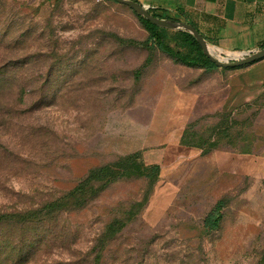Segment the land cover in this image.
Returning a JSON list of instances; mask_svg holds the SVG:
<instances>
[{
    "label": "rangeland",
    "instance_id": "374dc122",
    "mask_svg": "<svg viewBox=\"0 0 264 264\" xmlns=\"http://www.w3.org/2000/svg\"><path fill=\"white\" fill-rule=\"evenodd\" d=\"M180 31L164 29L166 42L193 56ZM226 70L162 52L116 0H0V264H257L264 178L232 173L230 156L264 150V99L232 115L214 84ZM175 133L201 154L172 173L148 155ZM133 153L158 169L44 215ZM116 219L125 227L101 248Z\"/></svg>",
    "mask_w": 264,
    "mask_h": 264
},
{
    "label": "crops",
    "instance_id": "0c3cea01",
    "mask_svg": "<svg viewBox=\"0 0 264 264\" xmlns=\"http://www.w3.org/2000/svg\"><path fill=\"white\" fill-rule=\"evenodd\" d=\"M133 1L159 16L192 25L207 43L214 45L210 46L213 51L242 55L257 51L264 45V0ZM215 82L223 86L226 92L224 105L227 103L233 115L238 107L264 99V59L248 66L227 69L224 77H218ZM260 114L264 115V106ZM176 136L177 133L172 134V138L164 143V150H151L148 161L172 173L181 164L195 161L201 150L180 145V138ZM230 157L232 173L264 178V150Z\"/></svg>",
    "mask_w": 264,
    "mask_h": 264
},
{
    "label": "trees",
    "instance_id": "16d2710c",
    "mask_svg": "<svg viewBox=\"0 0 264 264\" xmlns=\"http://www.w3.org/2000/svg\"><path fill=\"white\" fill-rule=\"evenodd\" d=\"M148 12L152 16L157 17L159 19H169L155 14L150 9H148ZM138 17L141 19L145 29L148 31L150 38L155 42L158 49H160L162 52L177 59H180L181 62L189 65H205L209 67H216L203 54L197 41L191 34L184 31L179 32V34L184 38L185 43L191 48L190 53H192L193 56H187L184 55V53L178 51L177 49H174L166 42L164 29L152 25L143 17ZM261 48H264V45H262ZM157 169V165L151 167H142L139 163L138 153H133L124 158H120L113 165H105L99 168L92 169L88 172L86 178L83 180L81 184V189H72L70 192L63 195L62 197L44 205L42 207V209L46 210V213L44 215H52L53 213L59 211L61 207H65L67 205L73 204V206L82 207L83 202L87 198V195L92 194L93 196L96 194V191L92 193L89 191L92 189H83L86 186H89L91 188L92 185L95 183H103V186H105L120 178L140 176L144 175L146 170L156 171ZM221 210L222 206L218 205L215 210L204 220V230L207 233L215 231L220 227V222L222 219ZM40 211L41 210H39L38 212ZM7 217L8 216H3L2 218ZM124 227L125 225L117 219L110 223L106 227V230L103 233L101 239H99L98 241V244H101V248L104 246V243H106V241L114 239L123 230ZM100 256L101 253H98L95 256V259H97L98 261L100 259ZM257 264H264V257Z\"/></svg>",
    "mask_w": 264,
    "mask_h": 264
},
{
    "label": "water",
    "instance_id": "95a60500",
    "mask_svg": "<svg viewBox=\"0 0 264 264\" xmlns=\"http://www.w3.org/2000/svg\"><path fill=\"white\" fill-rule=\"evenodd\" d=\"M116 2L128 7L137 16L143 17L156 27L168 30H182L191 34L197 41L203 54L218 68L235 69L251 65L264 59V48H261L254 52L242 53L240 57L233 58L232 60H220L209 52L208 43L192 25L172 19H159L154 17L148 12L147 8L133 0H116Z\"/></svg>",
    "mask_w": 264,
    "mask_h": 264
},
{
    "label": "built area",
    "instance_id": "2783aa9c",
    "mask_svg": "<svg viewBox=\"0 0 264 264\" xmlns=\"http://www.w3.org/2000/svg\"><path fill=\"white\" fill-rule=\"evenodd\" d=\"M217 58H218V57H217ZM218 59H219V58H218ZM226 59H227V60H232L233 58H231V59H230V58H225L224 60H226Z\"/></svg>",
    "mask_w": 264,
    "mask_h": 264
},
{
    "label": "bare ground",
    "instance_id": "6f19581e",
    "mask_svg": "<svg viewBox=\"0 0 264 264\" xmlns=\"http://www.w3.org/2000/svg\"><path fill=\"white\" fill-rule=\"evenodd\" d=\"M208 49H209V45H208ZM209 52H210V50H209ZM211 53V52H210ZM212 54V53H211Z\"/></svg>",
    "mask_w": 264,
    "mask_h": 264
}]
</instances>
